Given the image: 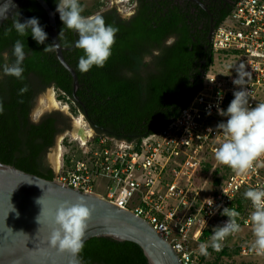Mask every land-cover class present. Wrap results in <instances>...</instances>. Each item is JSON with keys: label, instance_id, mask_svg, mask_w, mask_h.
Segmentation results:
<instances>
[{"label": "trees", "instance_id": "obj_1", "mask_svg": "<svg viewBox=\"0 0 264 264\" xmlns=\"http://www.w3.org/2000/svg\"><path fill=\"white\" fill-rule=\"evenodd\" d=\"M45 1L57 14L58 37L64 28L60 44L65 49V60L77 73L80 88L76 95L80 102L74 99L73 78L59 62L56 52H43L47 45L53 44L46 12L35 0L27 1L17 12L19 16L16 13L0 26V100L4 106L0 115V161L3 164L46 180L55 179L54 171L45 165V157L55 146L57 137L69 130V118L63 113H53L44 115L36 123L31 122L37 98L51 87L61 94V100L72 105L74 113L84 114L97 133L129 141L164 128L180 115L182 105L186 101L188 104L202 89L201 68L208 72L213 54L210 49L205 51L210 16L199 6L177 0H137V9L130 18L122 19L115 7L101 13L106 24L119 29L112 55L103 68L93 66L83 73L78 69L83 51L74 46L78 34L64 27L56 11L57 0ZM101 8L102 4L97 2L92 9H84L82 15H92L94 10ZM232 11L233 8L215 17L214 27ZM33 17L47 33L44 44H38L30 30L27 36H20L12 28L15 19L23 23ZM9 28L12 31L5 36ZM17 40L24 44L26 53L22 64L23 80L3 75V65L15 62L13 46ZM65 42L69 46L65 47ZM203 60L206 66L201 65ZM25 85L28 91L20 95ZM65 146L73 149L64 155V162L70 166L81 157V151H76L78 147L68 141ZM210 167L207 165L205 171ZM217 175L218 171L215 172V185L219 186L221 179ZM246 191L237 198L240 209L247 201ZM216 227L218 225L208 228L204 236H210ZM232 252L238 253L229 249L216 253L214 263H205L207 256L199 258L203 264H219ZM80 255L84 264H149L137 244L108 238L87 241Z\"/></svg>", "mask_w": 264, "mask_h": 264}, {"label": "built area", "instance_id": "obj_2", "mask_svg": "<svg viewBox=\"0 0 264 264\" xmlns=\"http://www.w3.org/2000/svg\"><path fill=\"white\" fill-rule=\"evenodd\" d=\"M125 5L132 10L136 3L125 0ZM209 49L213 63L203 77V87L177 118L133 141L95 131L93 140L85 142L81 157L72 165H66L62 156L54 179L133 211L172 245L184 264H203L199 256L204 255L194 245L205 242L209 243L208 253L229 249L244 258L264 257L256 255L253 243L240 234L251 227V201L243 202L242 209L237 202L243 190L264 189V157L248 174L239 175L219 164L214 155L224 140L217 125L228 119L218 109L226 112L233 93L241 90L234 84L241 64L248 74L243 86L251 92L250 107L264 103V0H238L214 29ZM207 165L211 167L205 186L211 177L215 179L217 171L221 184L201 195L204 185L198 176ZM100 180L107 182L105 194L94 191ZM208 199L213 200L212 207L207 205ZM224 208L240 213L241 230L228 236L221 250L215 251L210 240L213 233L206 237L204 232L211 226H223L229 219L221 214Z\"/></svg>", "mask_w": 264, "mask_h": 264}, {"label": "clouds", "instance_id": "obj_3", "mask_svg": "<svg viewBox=\"0 0 264 264\" xmlns=\"http://www.w3.org/2000/svg\"><path fill=\"white\" fill-rule=\"evenodd\" d=\"M56 11L60 20L69 30L78 34L75 47L83 51L79 58L78 69L87 73L93 66L103 68L107 60L112 55V48L115 44V37L119 29L113 25L106 24L101 15L84 16V7L79 0H57ZM19 16V14L17 13ZM12 28L20 36H27L30 30L32 38L38 44H44L48 39L47 33L35 17L26 19L23 23L20 19L13 21ZM12 28L5 31L8 36ZM64 29V28H63ZM59 34V43L47 45L43 52L56 51L60 46V41L64 38V31ZM69 46L65 42V47ZM7 53L4 54L7 58ZM15 62L3 65V75L12 76L23 80V61L26 58L24 44L17 40L13 46ZM244 65L239 67V78L234 80V84L241 90L233 93L234 99L231 101L226 112L218 109L221 116L228 117L226 123H219L217 129L224 136L223 142L215 149V159L219 164L231 168L239 175L248 174L254 163L264 157V103H258L254 108L249 105L251 92L244 88ZM28 91L25 85L20 89L19 94L23 95ZM4 112L3 101L0 100V115ZM246 199L251 201L254 211L250 215V222L255 240L252 244V251L256 255H264V189L252 188L244 193ZM41 199L37 201L40 204ZM207 205L212 207L213 200L208 199ZM94 209L87 206V202L80 198L76 203L64 202L55 211L52 218V231L48 239L50 248L60 253L68 252L78 260L84 249V237L87 222L91 219ZM229 219L223 224L213 229L211 235V247L215 251H220L223 242L230 235H234L241 230L238 223L240 213L235 208H224L221 213ZM39 223V217H38ZM209 243H200L198 251L201 255L208 256Z\"/></svg>", "mask_w": 264, "mask_h": 264}, {"label": "water", "instance_id": "obj_4", "mask_svg": "<svg viewBox=\"0 0 264 264\" xmlns=\"http://www.w3.org/2000/svg\"><path fill=\"white\" fill-rule=\"evenodd\" d=\"M27 1L29 0H0V26L21 10ZM35 1L48 16L52 43L58 44L56 12L45 0ZM186 1L195 2L209 12L200 0ZM214 29V21L211 19L206 52L210 48ZM64 50L60 44L55 51L56 56L72 76L73 96L75 101L80 102L76 95L80 88L79 79L76 71L65 60ZM206 64V60L201 63L202 66ZM204 75L205 70L202 67L199 79L202 80ZM186 104L187 101L181 109ZM80 198L87 202L88 207L94 209L87 222L85 243L93 238L132 242L143 250L149 264H184L172 245L133 211L121 209L98 194L83 192L56 180H46L1 161L0 264H84L70 253H60L48 245L55 211L64 202L74 204ZM39 199L40 204L37 203Z\"/></svg>", "mask_w": 264, "mask_h": 264}, {"label": "rangeland", "instance_id": "obj_5", "mask_svg": "<svg viewBox=\"0 0 264 264\" xmlns=\"http://www.w3.org/2000/svg\"><path fill=\"white\" fill-rule=\"evenodd\" d=\"M79 2L83 3L84 9H92L97 2L102 4V8L100 10H94L92 15H100L101 13L107 11L110 8L118 7L119 10L125 11V0H79ZM52 92L53 98L56 100L58 105L56 107H49L47 104V95ZM53 113H63L66 117L69 118L70 128L69 130L65 131L61 135H59L56 139L55 146L51 148L45 157V163H48L50 166L53 167L54 171L57 172L60 167V163L62 161V156L65 153L73 152V149L64 147V143L68 140L77 146L76 151H82L85 149V142H89L93 140L95 136V130L86 119L84 114L81 112L74 113L72 111V105L67 103L65 100H61V94L58 93L54 88L47 89L44 93L40 94L36 100L35 106L31 113V118L33 121L38 122L44 115L53 114ZM77 124V125H76ZM76 126H80L81 130L83 131V136L78 133H75ZM74 128V129H73ZM80 130V131H81ZM70 131L71 133L67 135V132ZM66 136V139L64 137ZM210 177V176H209ZM208 173L205 171V168L201 171L198 176L199 181L201 182L204 188L201 195L204 193H209V191L216 190L218 186L215 185V179L211 177L209 184L205 186L206 179L209 178ZM104 185H107L105 181H98L94 191L100 194H105ZM242 236L248 242L253 243L255 237L253 235L252 226L242 229L241 233ZM230 243L234 246L235 241H230ZM194 248L197 250L198 247L194 245ZM217 260V255L215 253H209L205 263H214ZM219 264H264V257H250L244 258L239 255V253L234 254L231 253L230 256L224 257L219 261Z\"/></svg>", "mask_w": 264, "mask_h": 264}, {"label": "flooded vegetation", "instance_id": "obj_6", "mask_svg": "<svg viewBox=\"0 0 264 264\" xmlns=\"http://www.w3.org/2000/svg\"><path fill=\"white\" fill-rule=\"evenodd\" d=\"M177 1H180L181 3L182 2H189V1H186V0H177ZM200 1L207 7L209 12L204 10L200 5H198L195 2H189V3H191L192 6L197 5L200 8H202L206 12V14L210 16L209 22L211 23V19H213V21H214L215 17L219 18L226 11L230 10L231 8H234L238 0H200ZM135 3H136V6L132 10H127L126 9L125 11H122V10H119L118 7H115V8L118 9V12L121 15L122 19H127V18H130L131 16H133L135 14V11H136L137 6H138L137 0H135ZM194 11H195V8L192 9V12H194ZM205 23H207V22H205ZM202 27L203 26H201L200 28H202ZM31 122L32 123H36L35 121L32 120V118H31ZM80 132H82V134H83L82 130ZM70 133H71L70 131L67 132V134H70ZM82 134H81V136H83ZM45 165H46L47 168H51L54 171L53 167L50 166L48 163H45ZM54 173L56 175L55 171H54Z\"/></svg>", "mask_w": 264, "mask_h": 264}, {"label": "bare ground", "instance_id": "obj_7", "mask_svg": "<svg viewBox=\"0 0 264 264\" xmlns=\"http://www.w3.org/2000/svg\"><path fill=\"white\" fill-rule=\"evenodd\" d=\"M47 104L49 107H56L58 105V103L56 102V100L53 98V94L52 92H50L48 95H47ZM77 125V124H76ZM81 128L80 126H76L75 128V133H78L80 132ZM83 135V134H82Z\"/></svg>", "mask_w": 264, "mask_h": 264}]
</instances>
